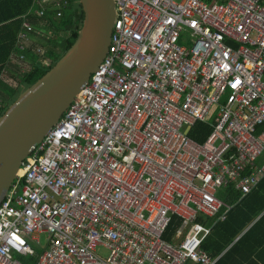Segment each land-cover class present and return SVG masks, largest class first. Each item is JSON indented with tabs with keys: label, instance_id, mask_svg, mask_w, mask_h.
<instances>
[{
	"label": "built area",
	"instance_id": "1",
	"mask_svg": "<svg viewBox=\"0 0 264 264\" xmlns=\"http://www.w3.org/2000/svg\"><path fill=\"white\" fill-rule=\"evenodd\" d=\"M35 2L58 19L70 5ZM113 2L105 58L0 204V264H216L198 220L224 221L219 193L264 181V0Z\"/></svg>",
	"mask_w": 264,
	"mask_h": 264
},
{
	"label": "trees",
	"instance_id": "2",
	"mask_svg": "<svg viewBox=\"0 0 264 264\" xmlns=\"http://www.w3.org/2000/svg\"><path fill=\"white\" fill-rule=\"evenodd\" d=\"M69 8L61 18L48 8L44 17L35 12V0H0V117L11 104L40 78H42L69 50L77 38L83 13L77 0H69ZM28 23L31 31L24 28ZM24 35L25 52L18 49ZM52 36L56 39H51ZM42 50L38 54L37 50ZM28 70L22 72L16 63L21 56ZM10 74L17 86L4 81ZM212 132L211 126L197 123L189 133L191 139L203 143ZM219 199L234 206L224 221L218 217L198 222L213 228L204 239L201 249L216 264H264V182L241 200V194L230 186L218 195ZM181 220L173 217L163 239L172 243ZM238 241H236V239ZM236 241V242H235ZM228 249V251H226ZM258 257V261L255 259ZM35 258H22L25 264H34Z\"/></svg>",
	"mask_w": 264,
	"mask_h": 264
},
{
	"label": "water",
	"instance_id": "3",
	"mask_svg": "<svg viewBox=\"0 0 264 264\" xmlns=\"http://www.w3.org/2000/svg\"><path fill=\"white\" fill-rule=\"evenodd\" d=\"M77 38L63 57L0 117V204L24 160L59 123L105 58L115 22L113 0H77Z\"/></svg>",
	"mask_w": 264,
	"mask_h": 264
},
{
	"label": "rangeland",
	"instance_id": "4",
	"mask_svg": "<svg viewBox=\"0 0 264 264\" xmlns=\"http://www.w3.org/2000/svg\"><path fill=\"white\" fill-rule=\"evenodd\" d=\"M56 39V37H54V36H52V38L51 39ZM4 81L5 82H7L9 85H11L12 87H16L17 86V83L15 82V80L10 76V74H7V73H5L4 74ZM213 117H211V119H212ZM211 121V120H210ZM212 121H213V119H212ZM211 121V122H212ZM39 240H40V244H41V247H45L46 245H47V236L45 235V234H41V235H39ZM30 244L32 245V246H34V244L33 243H31L30 242ZM36 250H38V249H36ZM99 254L100 255H102V256H106L107 255V252L106 251H104V250H100L99 251ZM190 264H192V263H190Z\"/></svg>",
	"mask_w": 264,
	"mask_h": 264
},
{
	"label": "crops",
	"instance_id": "5",
	"mask_svg": "<svg viewBox=\"0 0 264 264\" xmlns=\"http://www.w3.org/2000/svg\"><path fill=\"white\" fill-rule=\"evenodd\" d=\"M263 182H264V181H262L261 183H263ZM261 183H260L259 185H261ZM257 188H258V187H257ZM257 188H256V189H257ZM256 189H255V190H256ZM251 193H252V192H251ZM251 193H250V194H251ZM248 195H249V194H248ZM248 195H246V196H248ZM246 196H245V197H246ZM245 197H244V198H245ZM244 198H243V199H244ZM243 199L241 198V200H243ZM233 208H234V207H233ZM239 238H240V237H238V238L236 239V241H238ZM236 241H235V242H236ZM226 251H228V249H227ZM255 260L258 261V257H257Z\"/></svg>",
	"mask_w": 264,
	"mask_h": 264
}]
</instances>
